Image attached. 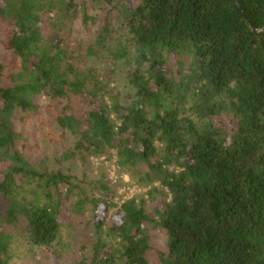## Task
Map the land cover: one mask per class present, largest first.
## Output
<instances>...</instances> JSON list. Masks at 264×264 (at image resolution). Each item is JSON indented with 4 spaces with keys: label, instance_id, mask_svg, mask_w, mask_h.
<instances>
[{
    "label": "trees",
    "instance_id": "obj_1",
    "mask_svg": "<svg viewBox=\"0 0 264 264\" xmlns=\"http://www.w3.org/2000/svg\"><path fill=\"white\" fill-rule=\"evenodd\" d=\"M50 126L149 187L112 213L92 203L76 264H264V0H0V264L20 221L30 251H54L68 217L74 185L37 168Z\"/></svg>",
    "mask_w": 264,
    "mask_h": 264
},
{
    "label": "rangeland",
    "instance_id": "obj_2",
    "mask_svg": "<svg viewBox=\"0 0 264 264\" xmlns=\"http://www.w3.org/2000/svg\"><path fill=\"white\" fill-rule=\"evenodd\" d=\"M119 15L116 14L118 31L114 38L124 41L126 35H124ZM130 50L133 54L132 46H130ZM178 61L185 84L194 87V80L184 78V76H190L192 70L191 58L182 56L178 57ZM133 66L132 61L129 63L119 61L113 64L114 69L111 75L110 88L117 93L119 102H127L128 97L133 98L134 96V88L129 84L128 79V70ZM193 96V93L189 95L192 100ZM39 135V148L42 159L37 168L42 172H62V175L68 177L75 188L70 191V202L65 205L68 217L60 226L56 249L54 251L49 249L30 251L24 243L22 230L24 224L20 221L16 228H12L15 236L14 253L17 256L13 264H76L80 259L89 261L96 242L94 229L92 224H89L92 216V203L106 201L111 204L110 212L112 213L124 201L132 198H147L146 192L149 187L138 184L136 179L133 180L128 173L118 168L113 154L78 152L75 148V138L68 133L62 137L63 134L54 126L42 129ZM81 198H86L87 203L79 211L82 215L79 219H75L73 212L78 200ZM146 209L148 213L153 214L152 207L146 206ZM105 227L109 226L105 225ZM162 241V235L156 232L154 244L161 247Z\"/></svg>",
    "mask_w": 264,
    "mask_h": 264
}]
</instances>
